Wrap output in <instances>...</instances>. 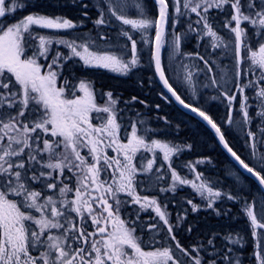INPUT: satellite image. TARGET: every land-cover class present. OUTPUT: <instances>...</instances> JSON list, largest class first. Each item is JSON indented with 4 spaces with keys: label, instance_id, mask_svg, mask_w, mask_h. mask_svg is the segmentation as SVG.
<instances>
[{
    "label": "snow or ice",
    "instance_id": "snow-or-ice-1",
    "mask_svg": "<svg viewBox=\"0 0 264 264\" xmlns=\"http://www.w3.org/2000/svg\"><path fill=\"white\" fill-rule=\"evenodd\" d=\"M155 3L158 5V17L155 18L148 17L146 3L136 4L138 18H131L115 8H109V11L115 21L140 32L142 39L143 34L155 28L153 58L164 87L184 108L202 117L235 160L264 185V169L257 171L245 163L229 146L212 117L199 107L186 103L166 77L160 54L170 20L169 3L168 0H155ZM27 6L22 0H0V264H185L176 256V251L187 258V264H205L204 258L198 254V247L189 250L176 239L174 225L167 218L168 214L161 210L157 199L141 197L136 191L137 176L153 168L152 160L141 167L135 162L141 148L151 150L146 139L150 130L144 129L141 135L137 125L132 124L127 142H122V125L116 108L119 101L111 91L106 93L107 101L100 105L96 102L91 82L81 80L77 86L64 78L59 83L65 63L73 57H79L85 67L128 75L139 64L137 41L133 35L123 28L119 31L130 42V59H125L129 53L117 56L94 52L87 43L77 44L75 40L64 38L54 41L51 36L36 31L77 28L78 24L71 19L32 13L14 22H6L7 17L14 16ZM84 7L87 8V5ZM174 7L178 16L186 14L181 11V0H174ZM183 9L195 13L198 17L195 23L201 25L199 29H192L189 24V30L197 31L200 39L211 37L214 48L223 45V38L214 29L208 14L212 9L228 14L223 27L234 34L237 65L242 63V54L247 50L251 64L261 72L255 84L250 81L247 85H236L241 94L240 111L250 123L249 97L244 93L246 88L260 85L255 95L261 106L258 115L264 117V84L261 83L264 82V0H184ZM111 17L106 19L101 14L94 24L111 25ZM249 26L255 31L250 32ZM100 39L107 40L108 37L100 36ZM252 39L257 42V50L251 48ZM53 43L63 44L70 54L53 49ZM172 44L180 54L181 35H174ZM189 55L203 62L204 68L199 71L212 72V64L199 52ZM41 59L50 62L43 64ZM184 67L185 79L191 84L195 74L187 66ZM236 75L240 77L241 72ZM77 92L82 94L77 95ZM223 95L231 108L237 96L228 92ZM132 99L136 100V97ZM93 113H96L95 117ZM101 113L106 115L101 116ZM93 119L99 123L94 124ZM227 121L229 124L233 122L231 115ZM261 131L264 132V128ZM248 135L255 138L252 132ZM151 145L165 150V160L171 153L180 150L155 139L151 140ZM187 147L190 149L192 146ZM84 148L88 149L91 160L81 154ZM109 148L116 153L115 156L108 155ZM65 170L75 177L74 184L64 183L62 177ZM172 179V191H175V181H179L182 185L191 184L201 195L206 189L210 197L222 196L205 183L197 185L181 179L174 170ZM34 184L40 187H34ZM45 189L57 195H49ZM119 193H126L131 199L123 200ZM228 199L235 200L236 197L229 195ZM188 203L192 204V211L199 210L191 200ZM213 203L210 199L207 207L212 208ZM127 204L139 206L136 219L129 220L120 215V209ZM149 208L154 209L163 226H166L170 239L175 241V251L173 247L152 249L149 246L146 250L143 246L137 235V221L140 212ZM245 212L251 220L253 235H256L255 228H264V223L259 222L252 206H246ZM220 214L218 211L217 215ZM89 227L92 231H88ZM147 227L151 230L158 225L153 223ZM224 238L230 239L232 244H241V237ZM208 244H213V241L208 240ZM256 247L260 248L255 253L257 264H264V243L258 240ZM228 251L233 250L229 248ZM223 259L229 260L230 264H241L239 259L232 261L228 256ZM207 264H216V261L213 259Z\"/></svg>",
    "mask_w": 264,
    "mask_h": 264
},
{
    "label": "rangeland",
    "instance_id": "rangeland-1",
    "mask_svg": "<svg viewBox=\"0 0 264 264\" xmlns=\"http://www.w3.org/2000/svg\"><path fill=\"white\" fill-rule=\"evenodd\" d=\"M81 1L86 2L87 8L89 7V5L97 6L100 11L99 14H104L106 19L111 17L109 8H115L118 12L122 11L131 18H138L137 17L138 10L135 7L137 3H146V12L149 18L158 17V7L156 6L157 7L156 8L155 6H152L150 0H81ZM22 2L26 3L28 6L32 5L28 3L29 0H22ZM183 2L184 0H181V11L186 14L178 16L175 13L174 0H168L170 20L167 26L165 43L162 48V56L164 58V68L167 77L172 82V85L175 88H177V90L181 93V95L184 96L191 104L200 107L203 110L210 111L218 115L219 118H225L224 114L226 113V110L231 109V113L229 115H231L233 122L229 124L227 119H222L221 122L223 128L232 137V139L234 140L233 142H235L238 148L242 150V154H244L246 159H248L251 167H253L257 171H261L262 169H264V159H262V157H264V145H263L264 136L262 135L263 132L260 129L259 132L256 134V132H253L250 129L252 121L253 122L264 121V117L258 115V113L261 111V106H260L259 98L255 95V93L259 90L260 85H255L254 87H248L246 88V91L244 93V95H247L249 97L248 100V103L250 105V107L248 108L249 115L251 116L250 113L251 111L254 112V114H252L254 115V117H252L250 123L246 121V119L243 117L242 112L240 111L241 94L237 91L236 88V85L238 83L247 85L251 81L255 84V82L258 80L259 76L261 75V72L258 68H256L254 65L251 64L249 60V52L247 50L243 52V56H242L243 59L241 66L236 65L235 56H234L235 53L234 34L230 33L228 29L223 27V24L228 15L227 13L220 12L219 10L216 9H212L208 14L211 22L213 23L214 29L223 38V45L219 48H214L213 47L214 41L211 37L204 36L203 39H200L197 31L189 30V24L192 25V29H199L201 25H197L195 23V21L198 19L195 13H191L183 9ZM84 5L85 4L83 3L82 6L84 7ZM35 6H37V3L34 5V7ZM28 8L29 7H26V9ZM87 8L84 7V9ZM22 12H25V8L22 9ZM33 13L42 14V11L40 12L35 11ZM48 16L56 17L57 9L49 10ZM213 16L216 18H213ZM213 19H216V21H213ZM111 20H112L111 25L97 26L98 29L96 30L98 32H95V30L91 32L89 26L81 22L78 23V21L76 22L78 24V27L75 29H67V30L36 29V31H38L40 34L51 36L54 41L60 38H64L66 40H75L77 44L87 43L90 46L91 51L98 53L107 52L117 56H120L123 53H129V55L126 56L125 59H130L131 58L130 42L127 41L125 37H122L119 34L120 29L123 28L125 30L130 31V33L133 35V39L137 41V53L139 56V64L138 66L133 67L130 73L136 72L143 59L146 60L144 67L151 69L150 67L153 66L152 52H153V43L155 37V28H152L148 31V33L143 34L144 39H142L141 38L142 34L140 32L132 30L130 26H125L120 24L118 21H115L114 17H111ZM177 20L178 22L174 23V21ZM252 31L255 30L250 28V32ZM174 35H181L180 54H177L172 44ZM100 36H107L108 39L107 40L100 39ZM148 40H151L152 42L149 43L147 42ZM193 43L197 47V51L187 50L186 49L187 46ZM215 43H220V41H215ZM125 44H128V47H125ZM224 45H226L227 47H225ZM250 45L252 50H257L258 45L255 39L250 40ZM52 48L58 49L62 53L64 49L65 55L70 54V50L66 48L63 44L53 43ZM196 52L202 54L212 64L213 66L212 72L209 73L206 70L199 71V69L204 68L203 62L200 61L194 55H189ZM40 62L43 64H47L50 62V60L44 61L43 59H41ZM71 62H75L73 64L80 65V70L78 72H82L83 70L84 71L88 70L87 67L83 66V62L79 59V57H73L72 60H69L65 63L66 64L65 74L68 75L70 79L73 76H76V74L78 73V72H73L74 68L72 69L69 68V65H73ZM184 66H187L195 74L192 78L191 84L188 82V80L185 79L186 70ZM250 68L252 69V71H249ZM97 70H105V69L98 68ZM238 71L241 72L240 77H237L236 75ZM101 73L107 75L110 74L123 75L118 71H112L109 69H106V72H101ZM63 79L64 78H62V74H61L59 83H62ZM213 80H215V83H213ZM79 81L80 80L77 81L78 82L77 86L79 84ZM261 83L264 84V82ZM224 92H228L230 95L235 94L237 96V100L231 108L228 105L227 99L223 95ZM81 94L82 93L77 92V95H81ZM103 98H105V96ZM106 101L107 98L103 103L99 102L98 99L96 98L97 104L100 105H103ZM100 115L104 116L106 114L101 113ZM93 116L95 117L96 113H93ZM180 117L187 127L191 128L193 131H195L198 134V136H200L199 138H201L203 148L205 149L212 148L209 144H207L204 141L203 138H205V134L198 126H195V123H193L189 118H187L186 115H183L181 113H180ZM137 120L138 121H136L135 124L137 125V128L141 130L140 131L141 135L144 134L143 132L144 129L150 130L147 133L146 139L148 141L149 148L151 150H145L141 148V150L137 153L135 162L138 167H141V166H146L149 160L154 161L153 168L151 169V171L143 172L139 174L136 178V184H137L136 191L139 194H143L141 197L143 196L150 197V192L152 188L156 191H159L160 185H161V189H163V185H164L163 182H164L166 187L171 193L172 192L175 193V191L178 188L182 190L185 188H189L192 191L193 196H196L198 200L200 199L202 201L205 200L207 202L206 205H208L210 199L213 200L214 201L213 207H215L216 202H218L221 198H216L215 196L210 197L206 189L204 190V194L201 195V193L198 192L195 188H193L191 184L182 185L179 183V181H175V185H176L175 191L171 190L174 183L172 179L173 170L177 174H180L178 169L173 167L174 159L176 158L181 159V155L184 150L182 146H179V144L175 142L174 143L164 142L155 137V135L161 134L162 130L164 129L161 128L158 130L154 128L151 124V121L149 122L147 119L141 118ZM93 123L98 124L99 121L93 119ZM249 132L255 134L254 139L252 136L248 135ZM130 133H131V128H127V133L125 135H122V131L120 130L121 141L126 143L128 137L130 136ZM52 139H57V138H52ZM153 139L159 140L161 141V143L168 144L169 147H175L180 150L178 152L171 153L169 155V159L165 160L164 159L165 150L162 148H156L152 146L151 140ZM253 144L255 145V147H253ZM248 150H254V151L248 152ZM107 153L109 156L116 155V153L111 148L107 150ZM81 154L88 157L89 160H91L87 148L82 149ZM203 163L204 162H199V166L202 167ZM169 165L171 166L169 167ZM226 168H227L226 174L232 180H237V182H240L241 180H245L243 175L231 164H227ZM262 174H264V171H262ZM179 177L181 179H186L185 177L184 178L181 176ZM62 179L64 180V183L70 185L75 183V177L67 170H65V174L62 177ZM202 179L204 178L195 175L186 180L194 182L197 185L201 183H205L208 187H211L214 190V187L210 186L208 182L206 183ZM33 186L37 188L40 187V185H35V184ZM45 192L49 195H57L52 190L45 189ZM214 192L216 191L214 190ZM119 195L120 198L123 200H130V199H126L125 197L126 193H119ZM191 196L192 195H189L188 199L190 198L193 204H196L198 205V207H200L199 204L201 203V201L196 203L194 202V200H192L193 197ZM69 198H72V194H69ZM261 200L264 202L263 197H261ZM189 205L191 206L192 209V204ZM131 206H133L135 209L139 208L138 205L127 204L121 208L120 213L122 212V210H127V208ZM151 210L154 211L153 208H149L148 211L146 212H150ZM34 214L37 216L40 215L39 213H35V212ZM143 227H144V223H141L140 230L141 228L143 229ZM137 231L140 232L138 229ZM147 235H148V239L154 242V239L161 236V231L159 228L149 230L147 227ZM143 236H145L144 232H143ZM166 240H168V238H166ZM145 241L147 240L142 239V243ZM175 254L179 258L184 259L183 255L178 254L177 252Z\"/></svg>",
    "mask_w": 264,
    "mask_h": 264
},
{
    "label": "trees",
    "instance_id": "trees-1",
    "mask_svg": "<svg viewBox=\"0 0 264 264\" xmlns=\"http://www.w3.org/2000/svg\"><path fill=\"white\" fill-rule=\"evenodd\" d=\"M150 3L154 6L153 2L150 1ZM83 8L81 6V13L79 15L82 21L90 23L92 18L94 19L98 16V7L89 5L87 9ZM78 10L67 7L61 14L65 17H76L75 14L78 13ZM85 12L89 16H84ZM213 18L216 17L213 16ZM213 21H216V19H213ZM186 49L189 51H197L194 43L188 45ZM80 73L79 77L91 78L90 71H82ZM148 73L149 71L146 70L130 73L123 80L111 79L109 77H106V79L97 77L96 80L100 82L106 80L112 84L110 86L113 87V96L119 101L116 105L118 112L123 115L127 112L130 115L129 118L121 117L123 121H128L124 125L125 128H131V125L134 124V120L131 117L136 118V115H143L149 122L151 121L154 128L158 130L161 128L164 129L161 134H157L155 137L164 142H175L179 146H182L184 150L181 159L176 158L173 163V167L178 169L179 175L186 179L198 175L205 179H202L204 182H208L210 186L214 187L215 191L222 194L221 199L212 208L207 207L205 200H198L186 188L183 189V195L168 201L166 206L168 209L171 211L181 209L178 211H182V215L185 216V224L181 226L183 230L181 228L177 230V234L183 242L184 247L189 250L198 247L200 249L198 254L204 258L205 264L213 259L216 261V264H230L229 260L223 259L225 256L231 257L232 261L239 259L241 264H257L255 253L259 252L260 248L256 247V242L261 240L264 243V240H262V237H264V228L256 227L254 230L256 235H253V226L245 212V208L246 206H252L259 222L264 223V202L261 200V197L264 198V193L254 180L249 179L237 169L230 158L219 147L212 132L204 124L196 118L181 113L178 110L172 99L161 88L153 68L150 72V78ZM169 82L172 84L170 80ZM133 97H136V100H133ZM182 98L186 102H189L185 97L182 96ZM127 106H129L128 109ZM179 112L186 115L187 118L195 123V126H198L204 132L205 138L203 139L212 148L205 149L202 147L200 136L186 126L181 120ZM207 112L218 126H220L231 148L245 163L251 166L248 159H246L242 151L233 142L232 137L223 128L221 120L227 119V114H225V118H218L212 112ZM250 113V117H254L252 115L254 112L251 111ZM262 128H264V121L251 122L250 129L256 132V134ZM262 135L264 136V132ZM188 145L192 147L189 149L187 147ZM199 162H204L202 167L199 166ZM227 164H231L236 168L245 180H241L240 182L232 180L226 174ZM186 193L192 195L191 197H193L192 200L194 202L198 203L201 201L198 211H192L188 203L190 194L186 195ZM229 195L236 197V199H228ZM218 211L221 213L220 215H217ZM224 213H227V215H224ZM175 219L179 221L178 218ZM189 228H191V231H188ZM225 236H230L232 239L241 237V244H232L230 239L226 240L224 238ZM210 239L213 241V244H208V240ZM229 248L233 251L229 252ZM176 252L179 253V251ZM182 261H185V264H187V258H184Z\"/></svg>",
    "mask_w": 264,
    "mask_h": 264
},
{
    "label": "flooded vegetation",
    "instance_id": "flooded-vegetation-1",
    "mask_svg": "<svg viewBox=\"0 0 264 264\" xmlns=\"http://www.w3.org/2000/svg\"><path fill=\"white\" fill-rule=\"evenodd\" d=\"M29 4H32L31 6H27L29 7L28 9L25 8V12H22V10L17 11L14 16H9L6 18V22L7 23H11L14 22L22 17H24L25 15L28 14H32L35 11H42V14L48 15L49 14V10L51 9H57V16L62 17V10H64L65 8H74V9H78L79 7L82 6V4L84 3L86 5V2H83L81 0H29L28 2ZM37 3V6L34 7V5ZM93 7H97V6H93ZM46 10V11H44ZM21 12V13H19ZM101 15V14H99ZM99 15L97 17H95L94 19L92 18L91 20V29L90 31H94L98 32L96 29L97 25L94 24V21L99 17ZM64 18H68L73 20V22L75 23L76 21H78L77 17H64ZM105 29V28H104ZM110 29V28H108ZM109 35V34H108ZM31 51V47H29V52ZM63 53H65V50L63 49ZM72 64L75 62H71ZM146 61L143 59L140 63V67H144ZM70 64V63H68ZM74 65V66H73ZM69 65V68H74L73 72H78L80 70V65ZM88 69L91 70L90 75L91 78L89 79H83V78H77L76 76H73L71 79L69 78L68 75L65 74L66 71V64L65 67L62 71V78H68L72 84L77 85V81L78 80H83L85 82H91L92 87L94 88V91L96 93V97L98 95V93H102V92H113V87H111L108 81L104 82V81H97V73L95 72L96 69L98 68H94L91 67ZM106 70V69H105ZM118 77V75L116 76ZM123 80V79H122ZM106 90V91H105ZM140 196H142L143 194H139ZM154 196H158L157 194H150V197ZM126 199H131L130 197H128L127 195H125ZM152 198V197H151ZM139 209V208H138ZM138 209H135L133 206L127 208V210H122V212L120 213V215L126 219L129 220H134L136 219V213L138 211ZM121 211V209H120ZM169 219V218H168ZM170 223H172V218L169 219ZM144 223V227H143V231L140 230V224ZM157 224L159 229L164 228V230H160L161 231V236L157 237L156 239H154V242H152L151 240L148 239V235H147V226L150 224ZM137 224L139 225V227L137 228L140 232L137 231V235L142 239H146L147 241L143 242V246L147 249H149V246H151V248H159V247H173L175 245V241L171 242H167L166 238H169V234L166 232V226H163L162 221L159 220V218L156 216V213L154 211H150L149 213H146L144 211L140 212V219L137 221ZM174 227H177L174 225ZM88 231H92V228L89 227ZM143 232L145 234V236H143ZM176 232V233H175ZM173 231V234L176 236V239L180 242L181 245L184 246L183 242L181 241L180 237L177 234V230Z\"/></svg>",
    "mask_w": 264,
    "mask_h": 264
},
{
    "label": "water",
    "instance_id": "water-1",
    "mask_svg": "<svg viewBox=\"0 0 264 264\" xmlns=\"http://www.w3.org/2000/svg\"><path fill=\"white\" fill-rule=\"evenodd\" d=\"M155 1V0H154ZM154 53H155V44H154V46H153V57H154ZM161 55V54H160ZM154 59V58H153ZM154 64H155V60H154ZM161 64H162V59H161ZM156 74H157V76H158V78H159V73H157L156 72ZM159 80H160V78H159ZM160 83H161V85H162V87L164 88V90L169 94V96L174 100V102L183 110V111H185L186 113H188V114H191V115H193V116H195L196 118H198L200 121H202L206 126H208L214 133H215V135H216V137H217V139H218V141H219V143H220V145H221V147L225 150V152L233 159V161L240 167V169L244 172V173H246L248 176H250V177H252L253 179H255L257 182H258V180L253 176V175H251L250 173H248L240 164H239V162L238 161H236L235 160V158L227 151V149H225V147H224V145H223V143L219 140V136L216 134V132H215V130L214 129H212L211 128V126L206 122V121H204L203 120V118L202 117H200V116H198V114H196V113H193L190 109H186V108H184L181 104H179V102L178 101H176L175 100V97H173L172 95H171V93L168 91V89L167 88H165L164 87V85H163V82L160 80ZM259 183V182H258ZM259 185L261 186V188H262V190L264 191V185H261L260 183H259Z\"/></svg>",
    "mask_w": 264,
    "mask_h": 264
}]
</instances>
